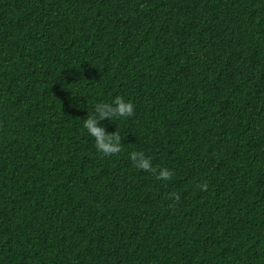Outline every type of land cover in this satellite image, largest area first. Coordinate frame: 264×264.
Wrapping results in <instances>:
<instances>
[{"label":"trees","instance_id":"1","mask_svg":"<svg viewBox=\"0 0 264 264\" xmlns=\"http://www.w3.org/2000/svg\"><path fill=\"white\" fill-rule=\"evenodd\" d=\"M0 264H264V0H0Z\"/></svg>","mask_w":264,"mask_h":264},{"label":"clouds","instance_id":"2","mask_svg":"<svg viewBox=\"0 0 264 264\" xmlns=\"http://www.w3.org/2000/svg\"><path fill=\"white\" fill-rule=\"evenodd\" d=\"M115 102L117 104L116 108H110L108 112L101 111L100 114L110 115L112 113H118L121 117H127L133 114L134 106L131 102H125L124 99L119 96L116 97ZM84 127L90 132L91 136L95 138V146L100 152L106 155H111L120 152V148L118 145L108 143V141L113 139V135H108L102 128L97 127L94 119H86L84 121ZM116 139H119L118 135H116ZM132 155L135 156L136 153L133 152ZM138 167L143 168L145 170H154L151 169L150 164L146 160L139 164ZM159 176L164 179L171 178L170 173L167 170L162 171ZM197 187H200L202 190H206L207 184L205 183L203 185H197ZM175 199L178 201L180 197L176 196Z\"/></svg>","mask_w":264,"mask_h":264}]
</instances>
